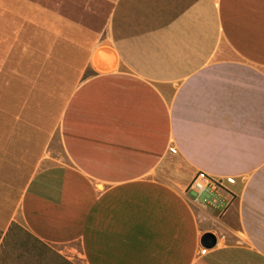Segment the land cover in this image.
Returning <instances> with one entry per match:
<instances>
[{
	"label": "crops",
	"instance_id": "0c3cea01",
	"mask_svg": "<svg viewBox=\"0 0 264 264\" xmlns=\"http://www.w3.org/2000/svg\"><path fill=\"white\" fill-rule=\"evenodd\" d=\"M83 2L110 9L92 24L60 0H0L5 54L18 45L21 60L33 28L81 56L67 64V161L28 179L23 226L82 264H264V0ZM198 170L235 178L225 206L192 194Z\"/></svg>",
	"mask_w": 264,
	"mask_h": 264
},
{
	"label": "rangeland",
	"instance_id": "374dc122",
	"mask_svg": "<svg viewBox=\"0 0 264 264\" xmlns=\"http://www.w3.org/2000/svg\"><path fill=\"white\" fill-rule=\"evenodd\" d=\"M83 1L60 0L61 12L90 16L94 24L110 9V4L97 3L91 6L92 12L84 13ZM43 35L28 29L21 60L14 53L15 48L19 50L13 45L17 39H8L13 46L7 55L0 45V224L12 218L0 249V264H82L76 246L61 253L39 241L23 226L17 211L19 195L33 173L67 161L61 146L60 117L72 87L68 81L75 75L67 64L81 56L68 53L63 37L55 45L58 52L51 51V36Z\"/></svg>",
	"mask_w": 264,
	"mask_h": 264
},
{
	"label": "built area",
	"instance_id": "2783aa9c",
	"mask_svg": "<svg viewBox=\"0 0 264 264\" xmlns=\"http://www.w3.org/2000/svg\"><path fill=\"white\" fill-rule=\"evenodd\" d=\"M168 150L171 153H176V148L174 146L169 147ZM234 182L235 178L233 176L217 177L208 174L205 171L198 170L194 174L189 184V188L196 194V198L201 200L203 204L210 205L214 208H220L226 204L221 200H217L218 192L223 190L226 184H234ZM205 252H207L206 248L202 247L199 250L200 254H204Z\"/></svg>",
	"mask_w": 264,
	"mask_h": 264
},
{
	"label": "water",
	"instance_id": "95a60500",
	"mask_svg": "<svg viewBox=\"0 0 264 264\" xmlns=\"http://www.w3.org/2000/svg\"><path fill=\"white\" fill-rule=\"evenodd\" d=\"M200 242L207 247H213L216 243V236L211 232H205L201 236Z\"/></svg>",
	"mask_w": 264,
	"mask_h": 264
}]
</instances>
